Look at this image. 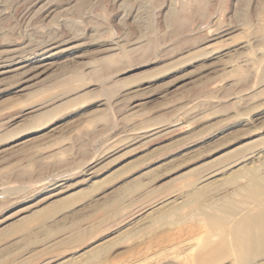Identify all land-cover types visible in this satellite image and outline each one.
<instances>
[{
	"label": "rangeland",
	"instance_id": "rangeland-1",
	"mask_svg": "<svg viewBox=\"0 0 264 264\" xmlns=\"http://www.w3.org/2000/svg\"><path fill=\"white\" fill-rule=\"evenodd\" d=\"M0 56L25 64L0 74V264L234 262L262 211L229 176L264 177V0H0Z\"/></svg>",
	"mask_w": 264,
	"mask_h": 264
},
{
	"label": "bare ground",
	"instance_id": "bare-ground-1",
	"mask_svg": "<svg viewBox=\"0 0 264 264\" xmlns=\"http://www.w3.org/2000/svg\"><path fill=\"white\" fill-rule=\"evenodd\" d=\"M216 39V38H215ZM60 45V44H59ZM47 46V45H46ZM49 46V45H48ZM47 46V47H48ZM58 46V45H57ZM211 47V46H210ZM20 49V48H19ZM32 49V48H31ZM43 49H44V47H43ZM29 50V49H28ZM27 51V50H26ZM33 51V50H32ZM34 51H36L35 49H34ZM43 51V50H42ZM15 52V51H14ZM16 52H17V50H16ZM37 52V51H36ZM59 52V51H58ZM32 53V52H31ZM38 53V52H37ZM17 54V53H16ZM11 55V54H10ZM30 55H32V54H30ZM56 54H54V53H51V54H49V55H44V54H42V57H41V59L40 60H38V62H34V66L35 67H37V68H42L43 66L45 67V61H47V60H49V59H51L52 57H54ZM12 56V55H11ZM14 56V55H13ZM16 56V55H15ZM29 56V55H28ZM44 56V57H43ZM7 57V56H6ZM17 57V56H16ZM25 57V56H24ZM220 57V56H219ZM0 58H1V56H0ZM3 58V57H2ZM5 58V57H4ZM11 58V57H10ZM10 58H8L7 60H9ZM6 59V58H5ZM12 59H14L13 57H12ZM17 59V58H16ZM33 60V59H32ZM1 62V61H0ZM5 62H7L6 60H5ZM22 62H20V61H17V62H15L14 64H9V65H6V64H1L0 65V74H2V73H5V68H9V67H14L13 68V70H11V71H14V70H16L17 71V69H22V67L25 65H21V67L19 68V66H20V64H21ZM48 63V62H47ZM19 65V66H18ZM28 66V65H27ZM25 67V66H24ZM47 67V66H46ZM45 67V68H46ZM49 67H50V65H49ZM49 67H47V68H49ZM30 68V67H29ZM29 68H24L25 70H27V69H29ZM44 69V68H43ZM9 70H10V68H9ZM25 70H24V72H25ZM34 70H36V68L34 69ZM48 70V69H47ZM28 71V70H27ZM26 71V72H27ZM42 72H44L43 70H41ZM41 71H39V72H41ZM10 72V71H9ZM29 72V71H28ZM35 72V71H34ZM38 72V71H37ZM10 73H12V72H10ZM16 73V72H15ZM14 73V74H15ZM21 73H22V71H21ZM6 74V73H5ZM18 74V73H17ZM24 74V73H23ZM22 74V75H23ZM19 75V74H18ZM25 75V74H24ZM25 80V79H24ZM252 157V156H251ZM261 157H262V155H261ZM264 157V156H263ZM246 159H248V158H246ZM257 159H259V158H257ZM261 159V158H260ZM258 161V160H257ZM243 162H245V161H243ZM262 164V165H264V159L263 160H261V161H259L258 162V164ZM252 164H254V163H252ZM255 165H257V164H255ZM245 166H246V164H245ZM258 166V165H257ZM247 167V166H246ZM249 167H251V166H249ZM262 168V167H261ZM262 170H264L263 168H262ZM259 169L258 168H254V166H253V169H247V168H245L244 166H242V167H240L239 169H237V170H234L233 172H231L230 174V180H234L236 177H238V176H240V175H243V177H245V179L246 180H248V184L246 185V186H244V187H241L240 188V191H244L245 192V194L246 195H244V196H246L245 198L246 199H251V200H253L255 203H256V205L257 206H259V207H261L262 208V211L259 213V214H257V215H246V216H244L243 215V217L241 218V219H239V220H237V222H235V224L231 227V228H229L228 229V231H229V233L231 234V235H229V238L231 237V240H230V242H228V243H221V245H226V244H229L228 246L230 247V248H228V249H226V250H224L223 248V251H220L218 254H215V255H222V257L223 256H230V257H232V259L234 260V262H232V264L234 263V264H258V260H259V255H261V254H263L264 253V199H263V193H264V177L263 176H261L260 174H259ZM260 171H261V169H260ZM264 172V171H263ZM209 176V175H208ZM208 178V177H207ZM209 179V178H208ZM203 180H205V178L203 179ZM226 180V179H225ZM208 181V180H207ZM218 180H216L215 181V183L217 182ZM201 182V181H200ZM208 184H202V186L200 185V187H195V188H193L191 191H189V193L188 194H186V195H188L189 196V198H188V200H186V201H184V202H180L181 204L179 205H175L174 207H172V211L170 212H163V213H159L160 215H158V216H154L152 219H154L155 220V218H156V220H157V222H158V220L160 219V220H163L164 218H168V216L170 217L171 216V214H173L175 211H177L179 208H180V206L181 205H183V206H187L186 205V203L187 204H189V205H191V203H193V201H195V200H199V199H202L205 195H207L206 194V191L207 190H211V187H208V186H210V185H212V184H215L214 182L213 183H209V182H207ZM219 185V184H218ZM199 186V185H198ZM214 186V185H213ZM194 187V186H193ZM254 190V192H252L251 193V191H253ZM256 190H258V191H256ZM260 190V191H259ZM256 191V192H255ZM262 192V193H261ZM226 197V196H225ZM227 201V200H226ZM177 204V203H176ZM205 205V204H204ZM213 219H215V218H213ZM156 220H155V222H156ZM159 220V221H160ZM166 220V219H165ZM203 220V219H202ZM212 221H214V220H212ZM215 221H217V220H215ZM153 223V222H152ZM212 225V224H211ZM211 228V227H210ZM218 230V229H217ZM220 231H222V230H220ZM212 233H213V230L211 231ZM210 232V233H211ZM216 232H219V230L218 231H216ZM210 233H208V234H210ZM229 233H227V234H229ZM214 234H216V233H214ZM220 234V233H219ZM204 235V234H203ZM203 237V236H202ZM209 237V236H208ZM199 239H201V237L199 238ZM206 239V238H205ZM200 241V240H199ZM199 243V242H198ZM201 243V242H200ZM199 243V244H200ZM195 244V243H194ZM208 243H207V241L205 242V246L207 245ZM187 245V244H186ZM193 246V244H189V246ZM217 245V244H216ZM185 245H183V246H181V247H184ZM188 246V247H189ZM191 246V247H192ZM210 247V246H209ZM185 248V247H184ZM187 248V247H186ZM196 248H198V246L196 247ZM205 248V247H204ZM211 248H213V247H210V249ZM189 249H191V248H189ZM195 248L193 247V249L192 250H194ZM199 249V248H198ZM209 249V248H208ZM222 249H220V250H222ZM101 251L99 250V251H97L96 252V254H99ZM210 252V251H209ZM208 252V253H209ZM198 253H199V251H198ZM197 253V255L199 256V254ZM207 253V251H203L202 252V254H204V255H207L208 254ZM95 254V255H96ZM101 254V253H100ZM196 255V256H197ZM264 255V254H263ZM201 256V255H200ZM214 257V256H213ZM221 257V258H222ZM257 257H258V260H257ZM262 257H264V256H262ZM261 257V258H262ZM176 258H177V256H176ZM217 258V257H216ZM193 259V258H192ZM191 259V260H192ZM194 260H196V259H194ZM194 260H192V262L194 261ZM219 260V259H218ZM232 260V261H233ZM263 261V260H262ZM182 262V261H181ZM209 262V261H208ZM260 263H261V261H259ZM186 263V262H185ZM189 263V262H188ZM183 264V263H182ZM190 264V263H189Z\"/></svg>",
	"mask_w": 264,
	"mask_h": 264
}]
</instances>
